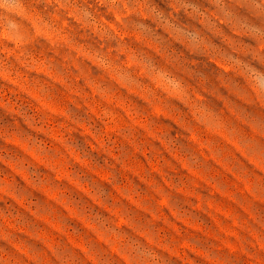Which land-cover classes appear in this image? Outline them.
<instances>
[{
  "label": "rangeland",
  "instance_id": "obj_1",
  "mask_svg": "<svg viewBox=\"0 0 264 264\" xmlns=\"http://www.w3.org/2000/svg\"><path fill=\"white\" fill-rule=\"evenodd\" d=\"M0 8V264H264V0Z\"/></svg>",
  "mask_w": 264,
  "mask_h": 264
},
{
  "label": "clouds",
  "instance_id": "obj_2",
  "mask_svg": "<svg viewBox=\"0 0 264 264\" xmlns=\"http://www.w3.org/2000/svg\"><path fill=\"white\" fill-rule=\"evenodd\" d=\"M15 7L13 0H0V8H3L5 11H8Z\"/></svg>",
  "mask_w": 264,
  "mask_h": 264
}]
</instances>
